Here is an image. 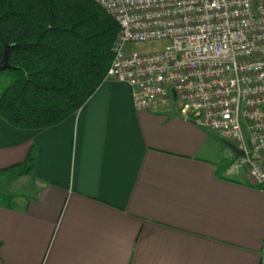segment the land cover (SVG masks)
Masks as SVG:
<instances>
[{"label": "crops", "instance_id": "1", "mask_svg": "<svg viewBox=\"0 0 264 264\" xmlns=\"http://www.w3.org/2000/svg\"><path fill=\"white\" fill-rule=\"evenodd\" d=\"M224 141L175 104L135 109L111 78L58 125L0 117V168L37 147L24 194L0 205V264H261L264 191L217 173Z\"/></svg>", "mask_w": 264, "mask_h": 264}, {"label": "built area", "instance_id": "2", "mask_svg": "<svg viewBox=\"0 0 264 264\" xmlns=\"http://www.w3.org/2000/svg\"><path fill=\"white\" fill-rule=\"evenodd\" d=\"M95 1L119 27L105 79L126 83L135 109L175 104L179 115L244 151L228 170L245 169L264 191V0ZM146 41L167 44L124 52Z\"/></svg>", "mask_w": 264, "mask_h": 264}, {"label": "trees", "instance_id": "3", "mask_svg": "<svg viewBox=\"0 0 264 264\" xmlns=\"http://www.w3.org/2000/svg\"><path fill=\"white\" fill-rule=\"evenodd\" d=\"M118 31L95 0H0V61L6 53L10 66L0 71V117L37 130L77 112L105 79ZM36 150L0 168V178L31 176ZM15 198L0 191V205L13 207Z\"/></svg>", "mask_w": 264, "mask_h": 264}, {"label": "rangeland", "instance_id": "4", "mask_svg": "<svg viewBox=\"0 0 264 264\" xmlns=\"http://www.w3.org/2000/svg\"><path fill=\"white\" fill-rule=\"evenodd\" d=\"M167 44V41H146V42H132L128 43L124 47L125 53H131L133 51L136 52H146V51H156L161 50ZM260 160H264V156H259ZM28 176L23 175L17 177L11 181H7V178H0L1 185L0 191L3 194H10L12 198H15L16 195L24 194L25 188V181L28 180ZM30 193V192H29Z\"/></svg>", "mask_w": 264, "mask_h": 264}, {"label": "water", "instance_id": "5", "mask_svg": "<svg viewBox=\"0 0 264 264\" xmlns=\"http://www.w3.org/2000/svg\"><path fill=\"white\" fill-rule=\"evenodd\" d=\"M7 68H10V66L8 65L7 56L5 53L4 58L0 61V71H3ZM224 144L227 145L232 150L234 157L238 158V157H245L246 156L244 151L237 149L231 142L224 141ZM249 148L251 149L250 146H249Z\"/></svg>", "mask_w": 264, "mask_h": 264}]
</instances>
